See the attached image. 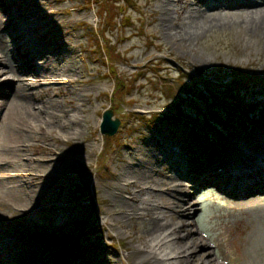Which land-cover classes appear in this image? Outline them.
Masks as SVG:
<instances>
[{
	"label": "rangeland",
	"instance_id": "rangeland-1",
	"mask_svg": "<svg viewBox=\"0 0 264 264\" xmlns=\"http://www.w3.org/2000/svg\"><path fill=\"white\" fill-rule=\"evenodd\" d=\"M10 1L11 5L17 2ZM28 1L30 0H26L25 4ZM133 1L136 4L132 8L128 5L123 7V11L131 13L130 18L126 20V26L117 28H114L116 23L122 22L124 16L119 4L123 3L122 0H112L115 17L107 23L104 15L100 13L98 0H61L53 5H47L46 0H32L29 5L15 8V14L41 6L43 7L40 11L45 9V12L58 13L56 17L57 22L61 23V28L55 27L53 33L59 32V39H51L52 35L48 33L42 37V43L58 44L60 40L68 41V46L62 50L67 52V59L72 66L81 70L80 74H66L65 78L75 80L68 88L83 89L87 93L76 100V107H79L81 112L70 106V102H66L63 98L65 96L62 95L54 97L56 102L44 104L48 109L58 111L61 119L68 122L66 127L58 126L60 117L53 118L55 125L51 126L53 131L49 136L43 134L31 139L23 130V127H26L23 123H19L16 129H11L8 135L3 134L5 121L0 117V134L5 136V140H11L14 134H26L30 139L29 143L35 144L34 147L40 151L34 154L37 156H44L47 151L45 146H51L52 142L64 156L51 163H68L64 175L70 178H55L62 181L53 182L57 194L51 201H60L73 194L74 206L70 211L67 210V213L75 212V221L68 222L63 229H58L56 218L62 212L54 208L38 210L31 214L32 220L51 225L44 230L45 234L51 230L64 241L76 236L82 240L81 247L86 250L91 244L90 256L94 252L100 253L107 259L104 261L106 264H131L139 255L132 253L133 245L140 243L139 236H151L150 227L153 220H144L137 215L127 218L122 213L119 214L118 212L125 208L122 197L127 195L129 189L118 186L113 188V184L117 185L121 171H132L131 176L145 171L147 160L150 158L148 150L155 149L158 161L150 171L153 181L156 185L161 184V181L168 185L173 184L179 191L182 190L174 195L186 199L193 207L188 211L179 210L183 207V202H178L179 207L174 209L175 211L165 210V213L169 214L167 219L172 218L174 225L179 221L184 223L183 227L176 230L178 235L189 233L186 235L188 237L182 240L184 244L187 240L197 238L196 235L207 242L206 245L197 247L198 256L193 263L204 264L200 261L213 258L221 262L212 261L213 264H225L227 261L229 264H257L260 259L258 255L264 250V236L255 233L260 232L263 218L246 204L238 205L240 198L229 197L217 190L214 193H205L201 186L195 189L187 187L185 182L188 181L179 179V175L184 174L182 168L187 169L185 174L188 175L195 163L193 157L186 155L190 147L193 150V147L205 143L212 147L209 139L217 141L216 144L220 145H237L240 142L245 145L249 139L248 133L254 127H264V124L259 123L264 122V39L250 36L245 30L241 14L248 7L230 6L229 0H222V6L209 10L220 12V17L223 18L214 20L215 24L209 26L210 22H206L205 17L203 24L207 23L208 27L199 29L197 38L187 39L183 36L184 40L179 41L169 35L163 26L164 23L162 25L161 0ZM2 14L4 13L0 11V16ZM30 17L34 16L27 15L21 20H28ZM43 18L44 29L48 25L46 23L49 17ZM2 28L3 26L0 30ZM107 36L112 38L111 44H114L112 59L108 58ZM1 40L5 42L4 48H0V54H3L1 59L8 60L10 64L8 74L17 75V71H21L17 63L23 61L24 57L15 61L14 51H11L15 42L7 32H0ZM25 40L24 36L15 41L18 44ZM48 55L50 67L56 70L66 68L68 62L62 61L59 55ZM111 60L113 64H118L120 78L127 77L124 84L126 90L122 96L118 92L113 103L111 94L115 82L108 73ZM42 61L44 60H37V63ZM145 69L152 71L151 80L144 74ZM25 77L27 84L24 89L28 88L36 94V88H31L32 83L30 84L31 81L34 82L30 79L32 74L28 72ZM36 79L38 82L43 77ZM10 82L11 79L0 81V87L11 89ZM5 92L11 93L9 90ZM33 98L27 95L9 96L8 112L16 116L27 107L32 114L20 115L19 120L39 119L45 114H39L36 108L39 99L34 101ZM2 99L0 97V101ZM108 107L114 108V117H119L122 121L120 131L111 136L116 137V141L109 146L99 130L103 111ZM139 110H150V116H137L134 111ZM78 113L84 115L85 120L76 125L72 117ZM76 131H79L78 135L72 133ZM73 135L75 137L70 138ZM49 137L50 139L45 140ZM152 137L157 140L152 141L154 148L145 140L153 139ZM252 137L250 135V138ZM252 143L256 145L255 141ZM261 145L263 144H257L258 148ZM163 148L169 152L168 156H165ZM8 149L0 155L12 154ZM104 152L107 160L103 163L101 156ZM178 155L182 168L177 163ZM184 157L187 160H184ZM33 166L35 164H31V167ZM39 167L47 172H57L55 169L49 170L45 165ZM73 169L76 170L75 173H70ZM9 171V165L0 167V191H7L0 198L2 227L14 225L22 229L29 219V213L19 211L15 203L24 202L26 194L9 188V185L18 179L6 177L5 174ZM41 185L45 186L47 182H32L34 187ZM186 191L193 193L190 198H186ZM112 192L113 198L109 196ZM254 197L262 199L264 194L257 193ZM112 214L118 219H113ZM103 218H112L113 220L106 221L113 224V228L102 221ZM239 220L245 224L249 222L252 235H241ZM27 230L31 231L32 228L29 226ZM242 236L245 238L242 239ZM176 241L175 246L179 244L178 240Z\"/></svg>",
	"mask_w": 264,
	"mask_h": 264
},
{
	"label": "bare ground",
	"instance_id": "bare-ground-1",
	"mask_svg": "<svg viewBox=\"0 0 264 264\" xmlns=\"http://www.w3.org/2000/svg\"><path fill=\"white\" fill-rule=\"evenodd\" d=\"M16 1L17 2H13L11 5L10 0H0V11L4 13L2 16H0V28L3 26L0 32H7L13 41L17 40L18 37L24 38V36H27L28 39L22 44H18L16 47V49L22 53L14 56L15 61L20 59L21 56L24 57L23 61H19L17 63V66L21 69L20 72L17 69V75L8 74V72H10V64L8 60H2L1 57L3 54H0V81L11 79V89H2L0 87V97L3 98L0 101V117L5 121L3 126V134L7 133L8 135L11 129H16L19 123H23V125L26 126L23 130L27 132L31 139H36L43 134L49 136L52 133L53 128H51V126L55 125L53 118L60 117V119L57 121L58 126H68V122L61 119V115L58 111L48 109L44 104H48L51 101L56 102L54 97L62 95L65 96L63 98L66 102H70V106L76 107L77 98L79 96H85L87 93H85L83 89L68 88V85L72 84L75 80L72 78H65L64 76H72L73 74H80L81 72V70H78V67L72 66V64L67 59V52H63L62 50V48L68 46V41L60 40L57 42L58 44H50L49 42L42 44V41H37V37L41 36L42 38L46 34L50 33V31L55 27L61 28V23L57 22L58 17L56 16L58 13L53 14L51 12H45V9L40 11V8L43 7L41 6L34 10L28 9L25 12L23 11L15 14V8L18 6H24L26 0ZM46 1L47 5H53V3H58L60 0ZM236 1L246 2V0ZM31 2L32 0L28 1L25 5H29ZM231 3H235V0H232ZM219 4H221L220 0H216V5L214 6L213 4H209L204 0H161L162 13L160 19L162 20V25L164 23L163 26L169 35L177 41L184 40V37L187 39L195 37L197 38L199 36V29L208 27L207 23H205V25L203 24L205 17L206 22H210V24H208L209 26L215 24L214 20L223 18L220 17V12L209 11L210 9L216 8V6ZM27 15H33L34 17H30L29 21L23 23L22 25L16 21L19 17H27ZM43 16L49 17V21L46 23L49 24V29L46 27H44V29L42 28L44 24ZM241 19L243 22H245V30L250 34V36L254 35L264 39V0L262 3L253 1L250 5V9H245L242 11ZM51 39H54L55 41L58 40L59 32L52 34ZM34 44H38L37 47H34ZM4 46L5 42L1 40L0 48H4ZM48 54L55 56L59 55V58H61L62 61L68 62L66 68L56 70L55 68L50 67L48 63L50 60L47 59L49 56ZM42 59L44 60L43 62L37 63V60L41 61ZM28 72H30L33 76L30 78L31 80H34V82H30V84L32 83V86H39L40 81L45 83L44 87L36 88V94L28 88H26V90L24 89L25 85L27 84V77H25V74ZM37 77H43V79H40L37 82ZM52 82L54 84H52ZM41 88H45V90H42ZM7 90H9L11 93L5 92ZM8 95L12 97H15L16 95H27L32 98L34 96V101L39 99V102L36 103V108L39 110V114L45 115L34 121L33 119H24L22 121L19 120L21 118L20 115L27 114L25 116H29L32 114V111L27 107H24V111L21 110L19 115L13 116L7 110V98H9ZM76 110L81 112L79 107H76ZM262 111L264 114V109H262ZM72 119L76 125H79L81 121L85 120V116L78 113L73 115ZM72 133L78 135L79 131ZM3 134L2 136L0 135V153L6 151L9 148L12 154L0 155V167L4 168L5 165H9L10 171L6 172L5 176L18 178L11 185H9V188L22 191L26 194L24 202L14 203L21 208L26 209L27 211L59 206L61 208L59 211L62 213L58 214L56 218L58 229H63L65 226H67L66 224L68 222L75 221V212L67 213V210L70 211L74 206L73 194H69L68 198L60 201H51L54 198V195L57 194L55 191L56 185L53 182L62 181L55 178H70V176L64 175L68 163L57 164L48 162V160H58L59 158L63 157L64 155L62 152H59L57 147H55L51 142V146L50 144L45 146L47 151H45L46 153L44 156H37L34 154L40 151L34 147L35 144L29 143L30 139L26 136V134L23 136L14 134L12 135L11 140H5V136H3ZM75 135L71 136L70 138L75 137ZM250 135L253 137H260L264 135V127L262 125H257V127H254L250 131ZM152 138L153 139L145 140L149 141V143L153 146L152 141L157 140L154 139L155 137ZM48 139H50V137L46 138L45 140ZM162 150L165 156L169 155V152L166 148H163ZM260 151L264 152V148ZM148 152L150 154V158L147 160L148 166L145 171L139 172L135 176H131L132 171H121L117 185L113 184V188L118 186L124 188L125 190L129 189L127 195L122 197L125 204V208L122 209L123 211H121L123 216L131 218L133 215H137L144 220H153L151 222L152 227H150L151 236L146 237L141 235L139 236L141 240L140 243L133 245L134 249H132V253L139 255L131 261V264H145L146 262H151L152 264H194L193 260L198 256L196 253L197 247L206 245L207 242L201 236L196 235L197 238L189 237L193 239L187 240L184 244L182 240L188 237L186 235L189 233H181L178 235L176 232V227H181L183 224L182 221H179L176 225H174L172 224V218H170L171 220H168L167 216L169 214L165 213L167 212L165 211L167 209H172L171 211H175L174 209L179 207L178 202L181 201L183 202V207L179 210L188 211L189 209H193V207L188 204L189 201L186 199H180L174 195V193H178V190L173 184L168 185L167 183H163V181H161V184L156 185V183L153 181L154 179H152V176L150 175V171L155 168V164L158 161L157 152L155 149H153V151L148 150ZM261 154V152H253L252 156L254 158L259 157L261 159ZM22 160L26 162L21 163L20 161ZM31 164H35V166L31 167ZM42 165H45L46 167L48 166L49 170L55 169L57 172H47L43 168L39 167ZM234 166L235 165H232L230 169H232ZM130 168L133 169L132 167ZM255 169L256 168L253 170ZM75 171L76 170L73 169L69 172L75 173ZM179 176V179L182 178V175ZM254 177H256L255 181H253L251 184L247 186H241L239 190L228 193V196L232 198L240 197V199L237 201L238 205L241 206L246 204L249 208H251V210L255 211V214L260 215L264 220V198H254L256 193L264 191V175H252L250 180ZM33 181H46L47 185L34 187L32 186ZM232 185L238 184L234 182ZM4 192L0 191V198ZM184 194L186 198H190L193 193L186 191ZM109 196L113 198L114 193H110ZM174 199H176V201ZM29 216L31 217V215ZM29 216L27 217L30 219ZM111 217H113V219H118V217L114 216L113 214ZM29 219L24 223L22 228L25 231L13 230L8 225L0 229V242L7 243L9 249L17 251L18 248H25L29 246L27 250L24 251L28 252L33 249L44 248L43 251H40L35 255L24 256L26 257L28 263L70 264L72 260V264H106L100 262V259H98L101 254H95L94 258L92 259L80 252H77L79 258H76L77 256L74 254L71 255L70 258H67L64 255L59 257V254L54 252L55 258H51L48 254L49 249L35 244L51 237V230L48 232V234L44 233V230L47 227H51V225L49 223H42L39 220L33 221L32 217L31 222L29 223ZM107 219L113 220L112 218ZM107 219L103 218L102 221L106 222V224L113 228L114 225L107 222ZM154 220H156L157 223ZM246 223L247 224H245L242 220H239V224L242 227L241 235H244V233L252 235L253 232L251 233L248 224L249 222ZM2 226L3 221L0 218V227ZM29 226L32 228L31 231L27 230ZM259 231V233L255 234L264 236V223L259 228ZM20 236H27L30 239ZM245 236H242V239H244ZM23 239L29 242L26 243L27 241ZM176 240L179 242L177 246H175L177 243ZM262 248L264 249V242ZM199 257L201 258L202 255H199ZM258 257L260 259L257 260L259 262L257 264H264V250L261 251ZM41 258L44 259L46 263H44ZM212 261L221 263L219 260L213 258L209 260H202L200 263L213 264ZM0 264L6 263H4L0 258Z\"/></svg>",
	"mask_w": 264,
	"mask_h": 264
},
{
	"label": "water",
	"instance_id": "water-1",
	"mask_svg": "<svg viewBox=\"0 0 264 264\" xmlns=\"http://www.w3.org/2000/svg\"><path fill=\"white\" fill-rule=\"evenodd\" d=\"M113 110L108 109L103 113V120L101 123V131L105 134L113 135L118 130L120 119H112Z\"/></svg>",
	"mask_w": 264,
	"mask_h": 264
},
{
	"label": "trees",
	"instance_id": "trees-1",
	"mask_svg": "<svg viewBox=\"0 0 264 264\" xmlns=\"http://www.w3.org/2000/svg\"><path fill=\"white\" fill-rule=\"evenodd\" d=\"M103 4H104V9H106V8L110 9V5H112V4H110V0H105ZM123 84H124V81L117 78L116 91L119 92L122 89Z\"/></svg>",
	"mask_w": 264,
	"mask_h": 264
}]
</instances>
